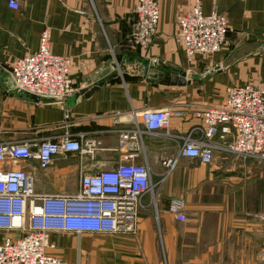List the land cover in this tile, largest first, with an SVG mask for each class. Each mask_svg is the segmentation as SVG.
Returning <instances> with one entry per match:
<instances>
[{"label":"crops","instance_id":"crops-1","mask_svg":"<svg viewBox=\"0 0 264 264\" xmlns=\"http://www.w3.org/2000/svg\"><path fill=\"white\" fill-rule=\"evenodd\" d=\"M156 1L157 34L143 50L132 38L134 0H22L17 11L0 0V143L81 140L85 134L82 141L95 144L92 153L59 156L46 169L36 161L0 169L28 172L41 196L76 194L82 174L112 169L121 160L147 163L159 182L161 162L175 158L181 137L199 125L192 109L219 106L234 88L264 91V0H217V12L229 21L227 40L218 53L192 62L178 19L193 0ZM202 7L211 13L212 0H203ZM45 29L51 32V52L72 62L76 93L65 110L35 104L11 88L12 66L38 51ZM141 62L149 64L147 74L137 68ZM173 70L186 73L185 86L172 85ZM101 80L107 81L96 94L75 100ZM167 107L176 114L170 135H145L142 149L118 151L120 131L141 126L142 112ZM116 112L124 115L114 120ZM156 193L157 211L144 200L131 232L56 231L50 253L65 264H162L161 258L165 264H264V164L220 152L207 165L181 159ZM173 199L184 201L186 223L169 213ZM8 235L20 236L0 230V245Z\"/></svg>","mask_w":264,"mask_h":264},{"label":"built area","instance_id":"built-area-1","mask_svg":"<svg viewBox=\"0 0 264 264\" xmlns=\"http://www.w3.org/2000/svg\"><path fill=\"white\" fill-rule=\"evenodd\" d=\"M22 0H8V8L19 10ZM136 28L134 44L146 50L152 43L160 19L156 0H134ZM211 13L203 11V0H193L191 10L179 17L178 26L185 56H210L221 51L230 32L228 19L217 12L212 0ZM72 62L51 52V32L45 29L38 51L18 60L11 69V88L17 93L39 97L47 105L65 110L76 89L71 81ZM199 123L181 137L175 158L161 162L164 175L158 182L146 164L119 161L112 169L82 174L79 191L73 195H39L34 179L26 171L0 169V230L18 232L8 235L0 245V264H65L50 251L53 232L118 233L131 232L144 199L155 194L160 185L178 169L181 159L210 164L215 153H229L241 159L264 164V91L255 87L234 88L216 107L192 109ZM124 114L114 113V120ZM133 114V119L134 120ZM141 126L119 132L118 151L140 150L145 135H170L175 111L167 107L140 114ZM67 118H69L67 116ZM233 136L228 141V136ZM60 138L0 143V164L36 161L48 168L55 158L92 153L94 141ZM86 147V148H85ZM154 208L157 211L155 201ZM169 213L178 223H186L185 203L173 199Z\"/></svg>","mask_w":264,"mask_h":264},{"label":"water","instance_id":"water-1","mask_svg":"<svg viewBox=\"0 0 264 264\" xmlns=\"http://www.w3.org/2000/svg\"><path fill=\"white\" fill-rule=\"evenodd\" d=\"M153 66L158 67L162 66L160 63H154ZM140 71H143L145 74H147L148 70L150 69V66L147 62H141L138 67ZM167 68V66H165ZM173 77H172V85L173 86H185L186 85V78L187 75L185 72H179L177 70H173L172 72ZM114 76L109 78L108 80L112 79ZM107 80H101L98 82L96 85H94L91 88L88 89H83L81 90L76 96L75 100L81 98L82 100L89 99L91 96L96 94L99 89L104 86ZM22 98L27 99L35 104H42L45 101H42L39 97L31 95V94H26V93H18ZM54 108H57L56 106H53Z\"/></svg>","mask_w":264,"mask_h":264},{"label":"rangeland","instance_id":"rangeland-1","mask_svg":"<svg viewBox=\"0 0 264 264\" xmlns=\"http://www.w3.org/2000/svg\"><path fill=\"white\" fill-rule=\"evenodd\" d=\"M156 192H155V194H149V195H147L146 197H145V201H148L149 202V204H150V207H151V209L155 212V210H154V203H155V201H156V199H157V196H156ZM153 207V208H152ZM161 263L162 264H165V262L162 260V258H161Z\"/></svg>","mask_w":264,"mask_h":264}]
</instances>
